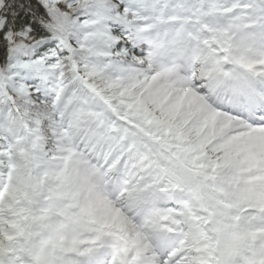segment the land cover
<instances>
[{"label":"snow or ice","instance_id":"obj_1","mask_svg":"<svg viewBox=\"0 0 264 264\" xmlns=\"http://www.w3.org/2000/svg\"><path fill=\"white\" fill-rule=\"evenodd\" d=\"M0 264H264V0H0Z\"/></svg>","mask_w":264,"mask_h":264}]
</instances>
